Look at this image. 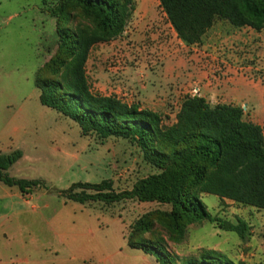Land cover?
<instances>
[{
	"label": "rangeland",
	"instance_id": "rangeland-1",
	"mask_svg": "<svg viewBox=\"0 0 264 264\" xmlns=\"http://www.w3.org/2000/svg\"><path fill=\"white\" fill-rule=\"evenodd\" d=\"M132 4L123 34L89 52L85 73L94 94L151 110L164 128L175 124L182 100L197 95L211 106L240 107L264 134V30L216 18L199 43L187 45L158 0ZM64 30L91 33L94 26L74 4L0 0V154L20 151L6 174L40 182L24 196L0 183V263L160 264L142 249L159 244L174 264L209 252L233 263L264 264V210L199 195L212 216L247 224L241 240L214 224L184 220L177 235L171 207L156 202L78 204L64 197L72 184L102 180H110L115 193L130 191L157 173L128 140L83 137L76 123L40 105L35 82L54 78ZM64 72L61 67L59 76Z\"/></svg>",
	"mask_w": 264,
	"mask_h": 264
},
{
	"label": "trees",
	"instance_id": "trees-1",
	"mask_svg": "<svg viewBox=\"0 0 264 264\" xmlns=\"http://www.w3.org/2000/svg\"><path fill=\"white\" fill-rule=\"evenodd\" d=\"M79 6L92 21L94 31L61 32L59 54L50 73L52 79L38 78L35 88L41 106L76 123L81 136L94 134L100 140L111 137L128 140L143 154L146 164L157 173L137 181L130 191L115 193L110 180L97 184H72L64 197L78 204L117 203L126 199L156 202L171 207V230L181 234L178 222H207L233 232L245 240L249 227L212 216L200 200L209 194L243 206L264 210L263 129L244 119L240 107L217 104L204 98L186 96L175 116V124L162 126L161 116L138 104H127L114 96L94 94L85 65L91 48L121 36L134 11L132 0H55ZM179 39L187 45L200 42L214 19L236 28L264 30V0H158ZM63 56V57H62ZM65 72L59 76L60 68ZM49 69V68H48ZM22 153L0 154V183L16 187L22 196L40 187L38 181L17 180L6 172ZM138 245V244H136ZM143 250L154 254L160 264H174L159 244ZM179 264L233 263L209 252L198 260Z\"/></svg>",
	"mask_w": 264,
	"mask_h": 264
},
{
	"label": "crops",
	"instance_id": "crops-1",
	"mask_svg": "<svg viewBox=\"0 0 264 264\" xmlns=\"http://www.w3.org/2000/svg\"><path fill=\"white\" fill-rule=\"evenodd\" d=\"M19 263H25V264H28V261L25 262V261H20ZM1 264V263H0Z\"/></svg>",
	"mask_w": 264,
	"mask_h": 264
},
{
	"label": "built area",
	"instance_id": "built-area-1",
	"mask_svg": "<svg viewBox=\"0 0 264 264\" xmlns=\"http://www.w3.org/2000/svg\"><path fill=\"white\" fill-rule=\"evenodd\" d=\"M194 94H197V91H194Z\"/></svg>",
	"mask_w": 264,
	"mask_h": 264
}]
</instances>
